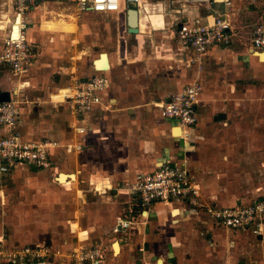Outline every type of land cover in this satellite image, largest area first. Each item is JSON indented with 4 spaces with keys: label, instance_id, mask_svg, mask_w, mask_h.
I'll return each mask as SVG.
<instances>
[{
    "label": "crops",
    "instance_id": "obj_1",
    "mask_svg": "<svg viewBox=\"0 0 264 264\" xmlns=\"http://www.w3.org/2000/svg\"><path fill=\"white\" fill-rule=\"evenodd\" d=\"M50 3L55 4L31 9L27 21ZM130 9L97 13L117 16L122 48L129 46L131 34L142 35V17L151 9L168 14L172 34L155 33L148 50L137 39L130 52L117 46L99 52L90 65L86 59L78 65L77 77L103 73L109 78L101 104L88 114L73 117L57 101L61 96L55 93L66 82L58 63L38 55L31 42L45 39L40 25L27 31L34 54L27 72L18 77L0 67V90L9 91L10 98L17 95L14 133L22 141L47 138L59 144L53 150L56 171L17 166L0 173V239L8 245L48 246L52 255L46 264H69L72 250L91 247L102 255L98 264H264V224L259 233L230 230L205 213L208 205H248L264 190V48L252 49L257 30L264 35V0H232L230 11L215 4L212 15L226 12L230 22L236 15L237 31L231 24V45L211 46L201 57L174 32L204 23L208 11L150 0L137 8L138 33H130ZM87 14L93 13L82 16ZM43 26L76 28L65 20ZM101 54L106 69L95 67ZM23 80L28 85L21 89ZM190 82H199L201 91L197 122L185 129L163 119L159 106ZM67 144L80 147L67 151ZM165 162L184 166L200 195L157 202L143 212L126 187L137 173Z\"/></svg>",
    "mask_w": 264,
    "mask_h": 264
},
{
    "label": "built area",
    "instance_id": "obj_2",
    "mask_svg": "<svg viewBox=\"0 0 264 264\" xmlns=\"http://www.w3.org/2000/svg\"><path fill=\"white\" fill-rule=\"evenodd\" d=\"M150 0H13L10 16L4 28L0 49V67L9 68L20 77L26 73L33 61V50L27 39V14L35 6L44 2L55 4L71 3L76 12L117 13L124 9L141 8ZM181 7L205 8L209 14L204 23H191L178 31L180 42L189 46L201 57L211 46L228 47L232 43V27L226 12L212 15V5L221 4L225 11L231 10L232 0H170ZM252 38V49L260 53L264 48V35L260 30ZM193 63V61L189 62ZM27 83V84H26ZM20 88L28 85L20 82ZM109 78L103 74L90 77H71L67 87L59 89V102L66 105L71 116L88 114L101 104V95L107 90ZM201 84L190 82L160 104V116L175 120L181 127L190 128L197 122L196 106L199 102ZM17 95L8 101L0 102V173L4 174L17 166H33L40 170H57V160L53 150L59 147L57 141L38 138L31 141L19 139L14 128L17 125ZM74 128V124H73ZM77 133L83 128L75 125ZM188 133L186 132L185 135ZM79 145L67 144V151L78 149ZM131 200L148 210L154 203L186 201L199 197V186L190 179L184 166L160 163L150 172H139L133 183L126 187ZM207 216L217 224L230 230L252 231L259 233L264 224V190L259 198L248 205L205 206ZM52 255L48 246L8 245L0 239V264H46ZM102 255L97 248L72 250L74 264H98Z\"/></svg>",
    "mask_w": 264,
    "mask_h": 264
},
{
    "label": "rangeland",
    "instance_id": "obj_3",
    "mask_svg": "<svg viewBox=\"0 0 264 264\" xmlns=\"http://www.w3.org/2000/svg\"><path fill=\"white\" fill-rule=\"evenodd\" d=\"M12 2L13 0H0V21L3 20L4 22L0 23V27L4 25L3 28H0V44L4 36L5 21L11 14ZM202 9L206 10L205 8ZM212 9H215V4L212 5ZM235 16H232L231 24L236 32L237 21H235ZM28 20L29 24L27 31L29 29L37 30L39 25L40 28L44 30L42 31V34L44 33L43 35L45 36L44 40H33L31 42L33 45L39 47L38 55L51 58L50 62H53L55 66L58 63L60 67L58 70L60 69V72H63V79H65L66 82L61 88L67 87L70 84L71 77L76 76V73H78V65L82 64L85 59L90 65V61L95 58L99 52H113L116 50L117 46H119V51H123L124 49L130 52L131 49H133L132 46L137 44V39H140V41L143 39L145 43L141 46V49L148 50L149 46L152 44L151 41L154 40L155 33L169 36L172 34L171 31H173V28L168 27L170 23L168 14H162V11L151 9L148 14L142 17V29L144 30L142 35L135 38L134 35L131 34L127 44L129 46L122 48L121 44L116 40L118 31H120V27H118L119 19L116 15L93 13L82 16V14L76 12L74 5L50 3L47 4L46 8L42 5L37 10L35 16L30 15ZM58 20H65L68 24L76 28L66 30L62 28L50 29L43 26L44 22ZM161 21H163L164 24L161 23ZM248 21L247 19L245 20L246 23ZM38 31L41 32V30ZM174 34L175 37H178L177 33L174 32ZM52 38H54L53 41ZM36 58H38V56ZM53 72V74H61L59 71H55V69ZM52 76L55 77V75ZM50 79L54 82L52 78ZM58 92L59 89L55 94H58ZM21 99H24V96L20 98V100ZM20 102H22V100ZM63 257H61V259H63ZM69 264L73 263L71 262Z\"/></svg>",
    "mask_w": 264,
    "mask_h": 264
},
{
    "label": "water",
    "instance_id": "obj_4",
    "mask_svg": "<svg viewBox=\"0 0 264 264\" xmlns=\"http://www.w3.org/2000/svg\"><path fill=\"white\" fill-rule=\"evenodd\" d=\"M127 24H128V32L130 33H138L137 28V11L135 9H130L127 12ZM104 55V54H101ZM9 91H1L0 90V102L8 101L10 99Z\"/></svg>",
    "mask_w": 264,
    "mask_h": 264
},
{
    "label": "bare ground",
    "instance_id": "obj_5",
    "mask_svg": "<svg viewBox=\"0 0 264 264\" xmlns=\"http://www.w3.org/2000/svg\"><path fill=\"white\" fill-rule=\"evenodd\" d=\"M0 23H4L3 22V20L2 21H0ZM5 23H6V21H5ZM64 23V22H63ZM1 25V24H0ZM4 26V25H3ZM3 26H1L0 28H3ZM101 56V60H99V61H97V63H95V67H96V65H97V67L98 68H101V69H106L107 68V62H106V55L104 54V55H100ZM261 59H264V53L263 54H261ZM175 133H178L177 131L175 132ZM61 176H63V174L61 175ZM60 176V177H61ZM64 177H62V179H63ZM71 179H73L72 177H71Z\"/></svg>",
    "mask_w": 264,
    "mask_h": 264
}]
</instances>
